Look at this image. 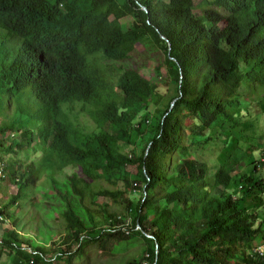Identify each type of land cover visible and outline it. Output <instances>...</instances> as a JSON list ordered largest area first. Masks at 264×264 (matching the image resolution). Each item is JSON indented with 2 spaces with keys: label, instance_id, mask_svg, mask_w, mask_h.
<instances>
[{
  "label": "trees",
  "instance_id": "trees-1",
  "mask_svg": "<svg viewBox=\"0 0 264 264\" xmlns=\"http://www.w3.org/2000/svg\"><path fill=\"white\" fill-rule=\"evenodd\" d=\"M1 38L0 193L18 191L0 215L39 188L47 225L35 237L0 220L12 264H51L55 235L108 253L112 238H143L129 264H264V149L240 160L236 132L253 129L248 94L264 114V0H0ZM138 46L170 88L140 73ZM30 148L38 159L8 158Z\"/></svg>",
  "mask_w": 264,
  "mask_h": 264
},
{
  "label": "rangeland",
  "instance_id": "rangeland-1",
  "mask_svg": "<svg viewBox=\"0 0 264 264\" xmlns=\"http://www.w3.org/2000/svg\"><path fill=\"white\" fill-rule=\"evenodd\" d=\"M3 35H7V34L3 32ZM15 41L17 42V45L19 47L20 42L18 40ZM0 48L3 51H6V49L10 50L11 46L9 43L5 42L3 38H1ZM138 52L139 54L136 56V61H137L136 66L140 68V73L148 80H150L153 77L155 78L157 77L156 79L159 82V85L161 86L160 89L167 90L168 88H170L171 84L167 69L161 68L160 74L162 77L159 78L158 74H156V71L160 63L156 60L149 59L146 55H143L142 53L144 52V48L142 46H138ZM159 54L162 58L164 57L163 52H160ZM240 91L244 92L245 91L244 87H242ZM257 95L259 94H248L247 96H245L246 99L252 101L251 111L254 115V118L252 120L253 129L245 130V128L242 127L241 129L236 131L239 133L243 142L250 145L247 151H245V149H243L242 146L241 148H238V152H239L238 154L240 160L244 162H251L252 160H254L253 158L256 157L257 151L264 149V114H262V116H259L262 111L260 110V107L257 103L258 101H260L261 98H258L259 96ZM245 97L243 95V99L247 101ZM262 109H264V106L262 107ZM3 121H4V114L0 113V124ZM9 131L10 130H6L4 133H8ZM35 148H37V150H41V145H36ZM219 149H222V147H216L214 148V150L212 149V151L216 152ZM32 150H33L32 148L23 149V150L17 149L14 151L20 152V154L15 157L14 154L10 153L8 154V158L10 157L12 161L22 160L29 163L31 159L36 160L39 158V151L37 152ZM202 153L203 152L200 153V156L202 155ZM211 156H212L211 150H208L205 152V156H202V158L206 160L208 158H211ZM215 166L216 165H214V167ZM130 168L132 169L133 174H135L137 171L136 165H133ZM14 170H16V167H13L12 165L9 164L8 172L12 173L14 172ZM212 172H214V168L212 169ZM132 177H134V175ZM6 187H7L6 192H8V194L10 195L16 194L18 191L17 187L14 184L6 185V186L2 185V195L0 197V200H3V198L4 199L8 198L6 195H4ZM41 187L49 188L50 187L49 180L46 179L45 181H43L41 183ZM31 191L32 192L31 194L28 195L27 201H25V203L22 204V202H19V204L14 205L15 217L11 219L14 225H16L14 221H17V224L20 226L22 223H25L26 225H24V228L23 229L20 228V229L29 231V233H31L30 231L33 230L32 233L36 237L37 236L35 234L36 231L37 232L41 231V233H43L44 229H41V227L44 225V227L47 228V225L42 224L44 214L40 213L35 203L37 199L42 197L40 189L39 188L33 190L31 189ZM128 195H129L128 193H125L124 195L121 196H119L118 193L113 194L112 198L114 200L118 199V202L121 203V204L113 203V208L125 212L129 216L127 220V224L134 226L133 215H131V212H129V209L127 208L125 202V198H127ZM2 204H4V202ZM36 213H37V217L33 219L32 217ZM149 216L153 217L154 212L150 211ZM12 221L7 219L4 220L2 224L4 227H9ZM50 223L53 222L50 221ZM25 226L28 230L25 228ZM37 226H40L38 230L35 228ZM263 238H264L263 236L259 237L254 245H256L257 243L260 244L262 241H264ZM43 241L50 248V251L47 252L44 255V257L46 260H50L52 258V261H50L51 264H129L131 260L135 258H141L143 256V250L147 247V243L143 238H139L132 241H129L128 239L112 238L108 240V244L109 246H111V253H108L107 251L104 250V243L103 245H100V243L91 240H88L85 244H83V248L77 251L78 243L73 242L69 244L70 240L68 241L65 235H55L52 237V239L51 238L43 239ZM74 250L76 251L74 252ZM113 251H115V253ZM58 252L61 253V258L55 259V257L53 256H55ZM70 254H73L74 256L72 257V259L69 260L68 256ZM0 264H12V260H10V256L8 253L6 252L0 253ZM40 264H44V263L42 262Z\"/></svg>",
  "mask_w": 264,
  "mask_h": 264
},
{
  "label": "built area",
  "instance_id": "built-area-1",
  "mask_svg": "<svg viewBox=\"0 0 264 264\" xmlns=\"http://www.w3.org/2000/svg\"><path fill=\"white\" fill-rule=\"evenodd\" d=\"M263 160H264V158H263ZM0 195H1V193H0ZM0 220H4V216L3 215H0ZM257 248H259L260 251L262 253H264V242H263V244L259 245Z\"/></svg>",
  "mask_w": 264,
  "mask_h": 264
},
{
  "label": "clouds",
  "instance_id": "clouds-1",
  "mask_svg": "<svg viewBox=\"0 0 264 264\" xmlns=\"http://www.w3.org/2000/svg\"><path fill=\"white\" fill-rule=\"evenodd\" d=\"M6 135H8L9 133H5ZM12 136H14V135H12ZM263 158H264V152H262V157H261V159L263 160ZM264 161V160H263Z\"/></svg>",
  "mask_w": 264,
  "mask_h": 264
}]
</instances>
